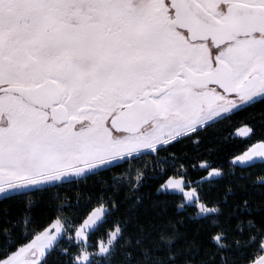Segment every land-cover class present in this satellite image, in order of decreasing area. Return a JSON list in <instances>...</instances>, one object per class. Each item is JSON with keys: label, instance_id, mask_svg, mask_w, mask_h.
<instances>
[{"label": "snow or ice", "instance_id": "6c2138e0", "mask_svg": "<svg viewBox=\"0 0 264 264\" xmlns=\"http://www.w3.org/2000/svg\"><path fill=\"white\" fill-rule=\"evenodd\" d=\"M257 107L264 0H0V264H264V175L209 201L205 186L235 171L206 163L203 180L145 191L161 153L199 152ZM237 161L264 165V140ZM89 182L102 190L77 193L96 205L83 226L65 205L35 226L47 195ZM9 202L23 204L15 220Z\"/></svg>", "mask_w": 264, "mask_h": 264}, {"label": "trees", "instance_id": "16d2710c", "mask_svg": "<svg viewBox=\"0 0 264 264\" xmlns=\"http://www.w3.org/2000/svg\"><path fill=\"white\" fill-rule=\"evenodd\" d=\"M249 126L254 127L255 135L253 137L246 136L244 138L236 135V132L243 127L248 128ZM204 136V146L198 152L192 148L189 144L178 145L172 150L171 153H161V160L158 162V168L156 173L153 174V178L150 181L146 192L155 195V190L160 184L165 183L169 178H181L186 183L196 182L203 180L208 176L209 172L204 171L206 163H212L217 169H222L227 172L235 171V175H230L224 180L219 181L218 184H208L205 186L207 192V199L209 201H215L218 197L223 195L225 186L229 183L236 184L241 181L247 184L249 188H252V181L260 175H264V165L257 167L247 168L243 166H237L233 168V160L244 154L249 150L250 147L264 140V109L257 107L254 110L241 112L231 120L223 121L215 128L209 129ZM211 145L216 146V151L211 155L207 152L208 147ZM173 154L177 158L173 160ZM151 157L145 158L143 164L151 162ZM141 162H137L139 166ZM183 165V168H181ZM161 169L164 170V174L161 176ZM186 169V171H185ZM125 172V168H118L115 170V175L119 176ZM105 179L111 184L114 180L112 173H109ZM101 185L97 182H89L83 186H68L59 189V196L53 198L52 194L47 195L39 206L33 211L35 218V226L39 230H44L49 227L56 219L59 214L60 205H65L64 211L68 217L74 218L76 226H80L83 221L91 213V210L96 206L95 203H82L80 206H76L77 193H80L82 198L92 197L93 201L101 192ZM126 189L121 191L119 199L122 203V212L126 209L123 201L125 199ZM65 197L68 198L70 206L66 204ZM179 200V197L173 198ZM10 212L9 216L11 219H17L22 210L23 204L18 202H9ZM72 208L75 209L76 215L73 216ZM175 211V209H173ZM195 209H189L184 215H190ZM118 218V217H116ZM183 218V217H181ZM4 221L0 219V225ZM9 227L11 225H8ZM197 225L193 224V228ZM110 227L106 225L105 228ZM101 233H97L93 239H98ZM53 264H56L54 261Z\"/></svg>", "mask_w": 264, "mask_h": 264}, {"label": "rangeland", "instance_id": "374dc122", "mask_svg": "<svg viewBox=\"0 0 264 264\" xmlns=\"http://www.w3.org/2000/svg\"><path fill=\"white\" fill-rule=\"evenodd\" d=\"M246 131H247V128L246 127H243V128H240L237 132H236V135L237 136H239V137H242V138H244V137H246V136H248V135H246L245 133H246ZM255 146V145H254ZM254 146H252V147H254ZM252 147H250L249 148V150L248 151H246L244 154H242V155H245V154H247L250 150H251V148ZM242 155H240V156H242ZM240 156H238V157H240ZM238 157H236L234 160H233V163H237L238 161H237V158ZM210 175V173L208 174V176ZM207 176V177H208ZM174 179V178H173ZM179 179H181V178H177V180H179ZM186 183V182H185ZM186 184H188V183H186ZM90 215V214H89ZM89 215H88V217H89ZM87 217V218H88ZM87 218L83 221V223L80 225V226H78L77 228H79V227H81V226H83V224L86 222V220H87ZM54 223V222H53ZM48 228V227H47ZM53 234H54V232H53Z\"/></svg>", "mask_w": 264, "mask_h": 264}]
</instances>
